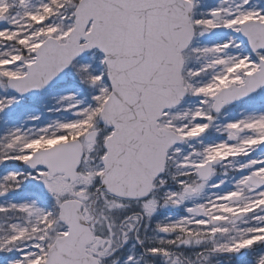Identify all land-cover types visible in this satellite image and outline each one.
Instances as JSON below:
<instances>
[{
	"label": "rangeland",
	"instance_id": "374dc122",
	"mask_svg": "<svg viewBox=\"0 0 264 264\" xmlns=\"http://www.w3.org/2000/svg\"><path fill=\"white\" fill-rule=\"evenodd\" d=\"M7 1L0 0V8L5 7L1 4ZM36 1L38 7L34 5L35 0H25L23 9L26 12L22 11L36 20V24L18 23V13L9 16L5 27L0 28V164L3 166L0 170V264H43L53 240L67 231L57 219L60 200L71 193L91 199L103 171V141L111 133L101 126L97 142L93 145L83 143L89 159L80 167L79 180L73 184L60 176L47 179V172L42 170H25L26 158L36 149L66 141L69 135L78 136L83 142L84 135L99 129L94 118L98 117L102 102L110 93L104 60L97 52L76 60L69 68L65 85L56 86L41 99L25 101L8 92L6 80L25 73L29 64L25 62L26 57L32 50L47 36L63 41L72 20L74 0ZM258 2L204 0L195 5L191 23L196 37L184 52L182 73L187 94L184 101L168 110L161 121L162 126L183 137L182 143L169 152L168 158L179 185L177 194L171 195L172 209H178V215L185 216L180 217V221L186 219L181 229L189 234L193 232V238L215 239L212 245L220 249L264 243V152L259 150L264 140V88L217 115L212 112L210 100L220 89L230 84H242L248 73L258 70V58L264 59V52L254 56L238 35L243 21L264 20V9L256 8ZM13 41L20 47H15ZM51 97H56L57 101L53 103L49 100ZM28 102L39 103L43 108L51 104L55 111L78 107L81 115L67 119L58 115L54 120L48 117L44 120L36 111L15 121ZM48 110L54 112L49 106ZM231 153L238 155L235 160L222 162L219 158ZM210 159L217 160L219 165L207 182L198 183L195 172ZM253 173L262 182L259 187H251L247 182ZM189 187L196 193L190 196L192 220L187 206L189 198L185 195ZM28 189L33 194L27 196V193L16 199V193ZM200 198L202 202L198 203ZM169 204L171 201H167L166 207ZM154 205L155 200L147 201L149 217L155 216ZM201 215L205 218L200 219ZM215 220L217 227L213 226ZM159 236L158 233L153 240L158 242ZM214 263H264V246L245 254L242 260L221 258Z\"/></svg>",
	"mask_w": 264,
	"mask_h": 264
},
{
	"label": "water",
	"instance_id": "95a60500",
	"mask_svg": "<svg viewBox=\"0 0 264 264\" xmlns=\"http://www.w3.org/2000/svg\"><path fill=\"white\" fill-rule=\"evenodd\" d=\"M190 17L191 5L185 0H81L67 42L46 39L27 75L9 82L19 95L34 97L64 82L75 58L96 48L104 53L111 93L100 120L114 127V132L105 143L102 187L121 198L146 197L164 170L166 151L178 143L177 134L159 129L156 121L164 109L181 103L186 92L180 78L181 54L194 35ZM91 21L92 30L86 32ZM239 32L254 53L264 49V23L247 21ZM82 40L85 44H80ZM260 64L261 70L248 75L245 85L227 88L215 97L216 113L264 85V61ZM81 154L80 142L68 141L36 151L26 164L30 170L46 168L51 175L63 172L64 178L74 181ZM212 164L201 168L202 177L209 176ZM250 182L260 184L255 177ZM80 207L75 200L61 204L60 220L69 227V234L56 239L45 264H86L84 252L92 234ZM250 250L245 245L232 253L240 257Z\"/></svg>",
	"mask_w": 264,
	"mask_h": 264
},
{
	"label": "flooded vegetation",
	"instance_id": "af4514ba",
	"mask_svg": "<svg viewBox=\"0 0 264 264\" xmlns=\"http://www.w3.org/2000/svg\"><path fill=\"white\" fill-rule=\"evenodd\" d=\"M172 172L173 170L166 168L164 176L156 183L153 194L146 200L113 198L105 200V206L101 200L92 201L90 211L95 216L94 232L103 239H108L104 245L94 249L97 253L95 257L101 264L117 261L121 264H207L211 260L208 240H203L200 245L194 244L193 232L189 234L181 229L183 224L164 225L165 220L169 219L164 217L172 211L165 214L162 204L174 196L177 189ZM150 200H155L158 205L152 206L157 210L156 215L149 217L147 201ZM113 203L114 210H111L108 207ZM187 206L191 213L190 197ZM175 218L172 217V221ZM204 218L200 216V219ZM158 233L160 236L156 242L153 237ZM187 234L190 235L189 239ZM195 250H198L197 253L203 251L200 262L197 260L199 257H195ZM111 253H115L114 256L108 257Z\"/></svg>",
	"mask_w": 264,
	"mask_h": 264
},
{
	"label": "bare ground",
	"instance_id": "6f19581e",
	"mask_svg": "<svg viewBox=\"0 0 264 264\" xmlns=\"http://www.w3.org/2000/svg\"><path fill=\"white\" fill-rule=\"evenodd\" d=\"M237 154L231 153L229 156L228 155H221L219 156V158L221 159V161H225V160H235L237 158Z\"/></svg>",
	"mask_w": 264,
	"mask_h": 264
},
{
	"label": "trees",
	"instance_id": "16d2710c",
	"mask_svg": "<svg viewBox=\"0 0 264 264\" xmlns=\"http://www.w3.org/2000/svg\"><path fill=\"white\" fill-rule=\"evenodd\" d=\"M78 2V0H74V3L76 4Z\"/></svg>",
	"mask_w": 264,
	"mask_h": 264
}]
</instances>
